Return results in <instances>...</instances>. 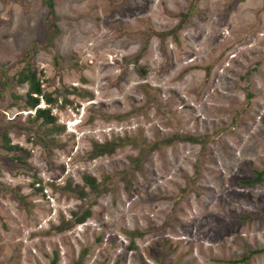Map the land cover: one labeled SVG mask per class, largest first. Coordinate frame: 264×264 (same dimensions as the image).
I'll list each match as a JSON object with an SVG mask.
<instances>
[{
  "label": "rangeland",
  "instance_id": "rangeland-1",
  "mask_svg": "<svg viewBox=\"0 0 264 264\" xmlns=\"http://www.w3.org/2000/svg\"><path fill=\"white\" fill-rule=\"evenodd\" d=\"M51 10L0 0V264H264V0Z\"/></svg>",
  "mask_w": 264,
  "mask_h": 264
},
{
  "label": "trees",
  "instance_id": "trees-1",
  "mask_svg": "<svg viewBox=\"0 0 264 264\" xmlns=\"http://www.w3.org/2000/svg\"><path fill=\"white\" fill-rule=\"evenodd\" d=\"M45 4L47 7V14L51 15L52 13V0H45ZM19 82H26L27 84V90H26V101L25 104L29 107V108H34V112H33V119H41V122L43 123H52L54 121V117L48 114V109L46 108H35V105L37 104L38 101V95L41 96V98L43 99L44 103H48L51 102L53 99L50 98L49 94L42 92L40 84L38 82V80L35 78V72L34 70H30V69H23L20 72V77L18 79ZM6 149H10V148H16V145H9L6 144L5 145ZM261 175V171L260 172H256L255 176L247 181H255V180H259ZM85 181L87 183H90L92 179L88 178V177H84ZM50 264H54V259H51Z\"/></svg>",
  "mask_w": 264,
  "mask_h": 264
},
{
  "label": "built area",
  "instance_id": "built-area-1",
  "mask_svg": "<svg viewBox=\"0 0 264 264\" xmlns=\"http://www.w3.org/2000/svg\"><path fill=\"white\" fill-rule=\"evenodd\" d=\"M40 98H41V96L38 95V101H37V104H38V102L40 101ZM41 99H42V98H41ZM42 100H43V99H42ZM42 103H44V102H42ZM42 103H41V104H42ZM37 104H36V105H37ZM41 104H40V106H37V107H35V108H40V109L44 108ZM36 105H35V106H36Z\"/></svg>",
  "mask_w": 264,
  "mask_h": 264
}]
</instances>
